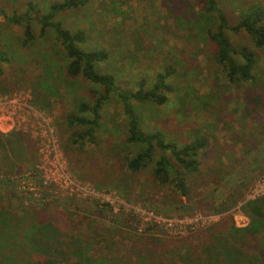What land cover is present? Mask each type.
Listing matches in <instances>:
<instances>
[{"label": "rangeland", "instance_id": "374dc122", "mask_svg": "<svg viewBox=\"0 0 264 264\" xmlns=\"http://www.w3.org/2000/svg\"><path fill=\"white\" fill-rule=\"evenodd\" d=\"M28 1L44 13L53 0H0V7L20 14ZM218 3L231 21L251 4L264 8V0ZM56 20L86 31L89 48L108 51L101 70L124 89L173 67L175 92L167 104L138 110L148 128L184 137L199 130L208 146L182 197L155 181L151 167L126 170L125 157L136 149L124 143L126 124L115 98L104 106L96 142L70 145L64 116L91 85L65 77L66 59L51 30L38 37L32 23L35 37L24 48L23 26L0 17V48L9 61L0 75V134L17 132L32 142L29 161L8 175L0 169V202L20 218L55 223L87 245L96 264H206V231L215 224L222 232L248 228L247 203L264 195V50L259 82L234 88L212 59L203 25L213 20L201 0H89ZM228 36L234 46L251 49L247 34ZM244 238L247 250L262 254L258 235Z\"/></svg>", "mask_w": 264, "mask_h": 264}, {"label": "trees", "instance_id": "16d2710c", "mask_svg": "<svg viewBox=\"0 0 264 264\" xmlns=\"http://www.w3.org/2000/svg\"><path fill=\"white\" fill-rule=\"evenodd\" d=\"M89 0H53L44 13L36 3L28 1L20 14L7 15L0 7V17L14 25L23 26L21 46L26 48L34 40L32 23L39 27L38 37L48 30L64 53V74L68 79H82L91 85L86 99L76 103L74 111L64 116V123L72 130L68 142L78 148L94 144L102 131L104 106L115 98L125 119L124 143L135 152L125 157L126 170L138 174L151 167V176L159 184L171 187L179 196L189 193L187 179L199 171L200 157L208 146L206 135L192 130L189 137L167 134L160 129L148 128L138 107L163 106L175 92L172 76L175 69L167 66L150 80L142 79L137 89L122 88L113 73L102 71L109 53L104 48H89L86 31H73L62 26L56 18L66 11L79 10ZM206 18L204 24L207 40L213 45L212 59L234 88L259 82V51L264 50V8L251 4L238 12L234 21L229 20L218 0H201ZM208 22H210L208 20ZM207 25V26H206ZM228 33L247 34L252 47L234 46ZM0 48V75L2 64L9 63L7 53ZM45 82L41 83V86ZM37 94V93H36ZM44 96V94H42ZM34 98L38 99L35 95ZM257 101H259L257 99ZM32 142L21 133L0 134V169L4 175L11 173L17 163L29 161L27 152ZM133 152V151H132ZM249 227L227 232L217 230L219 224L206 231L201 241L206 264H264V195L247 203ZM215 232H219L218 235ZM239 233V234H236ZM235 235L239 239L235 240ZM258 235L262 254L253 251L244 242V236ZM98 244V242L96 243ZM95 244V245H96ZM145 261V260H144ZM143 261V262H144ZM90 257L87 245L75 237L62 233L51 221H38L27 214L20 218L0 202V264H96ZM128 264H132L129 261Z\"/></svg>", "mask_w": 264, "mask_h": 264}, {"label": "built area", "instance_id": "2783aa9c", "mask_svg": "<svg viewBox=\"0 0 264 264\" xmlns=\"http://www.w3.org/2000/svg\"><path fill=\"white\" fill-rule=\"evenodd\" d=\"M190 226H192L193 221H186Z\"/></svg>", "mask_w": 264, "mask_h": 264}]
</instances>
